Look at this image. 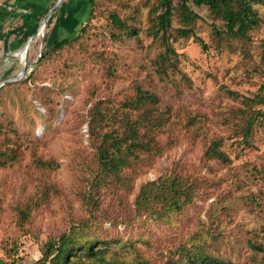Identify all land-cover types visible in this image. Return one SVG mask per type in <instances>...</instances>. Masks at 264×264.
Here are the masks:
<instances>
[{
  "label": "rangeland",
  "instance_id": "1",
  "mask_svg": "<svg viewBox=\"0 0 264 264\" xmlns=\"http://www.w3.org/2000/svg\"><path fill=\"white\" fill-rule=\"evenodd\" d=\"M58 1L29 30L20 17L0 21V152L16 157L0 164V264H37L45 244L72 226L83 242L105 248L104 263L84 264H167L176 250L195 246L236 264H264V117L243 135L264 113L249 101L264 96V4L255 5L261 24L245 40L217 37L208 8L193 5L201 20L188 38L173 33L176 66L161 77L155 62L165 46L151 29L156 0H97L92 15L89 0H64L39 31ZM111 13L138 35L119 36ZM172 24L181 27L177 15ZM37 30L24 59L17 52ZM65 38L71 43L51 50ZM27 56L26 75L11 81ZM137 86L159 97L166 125L148 132L154 150L120 180L100 181L95 112L115 118L101 134L124 132L122 118H136L126 107ZM215 142L229 162L209 156ZM165 179L188 188L186 202L179 210L155 202L138 213L142 189Z\"/></svg>",
  "mask_w": 264,
  "mask_h": 264
},
{
  "label": "trees",
  "instance_id": "2",
  "mask_svg": "<svg viewBox=\"0 0 264 264\" xmlns=\"http://www.w3.org/2000/svg\"><path fill=\"white\" fill-rule=\"evenodd\" d=\"M97 0H89L90 14L94 12ZM264 4V0H178L177 5H174L173 0H156L152 7L153 17V34L154 37H160L165 46V52L161 53L155 65L158 66L157 73L161 77L169 75V69L176 66V51L173 48L170 38L173 33L177 37L188 38L194 34V25L201 17L196 13L192 6L207 7L210 17L213 19L211 24L212 30L217 37H230L234 39H247L249 33L261 24L259 13L255 9V5ZM177 15L181 27L174 28L172 21ZM108 19L112 27L122 34H129L136 37L138 31L133 26L129 25L124 18H121L116 13H111ZM223 22V30L217 26V21ZM84 28L81 29V31ZM69 38L56 41L51 50H61L66 45L70 44ZM205 47V46H204ZM264 58V55H263ZM249 101L264 105V96L249 99ZM160 99L155 94L148 90L137 86L135 98L127 104L129 111L136 114L135 120L130 122L129 115L122 118L125 130L122 133H114L111 130L101 134L99 131L103 128L104 122L115 120L107 112H103L102 108H97L95 114V126H91V134L100 140L97 147V179L98 180H120L121 176L131 164L141 154L151 153L156 145V142L148 137V132L158 130L166 125L163 113H160ZM169 111V110H167ZM166 113V112H165ZM257 118H252L247 123V128L244 130V139L250 136L254 122L258 118L264 117L263 112L257 113ZM112 118V119H111ZM145 129V130H143ZM16 144V143H15ZM221 144L215 142L208 151L209 156L214 157L222 162H229L228 157L219 150ZM13 155V156H12ZM15 154H12L8 149L0 152V164L4 159L13 161ZM42 165L47 168L58 169L59 164L42 160ZM181 182L174 179V182L169 183L166 179L163 183H159L155 188H143L137 203V212L142 209L150 208L155 202L170 201V206L179 210L186 202L182 201V196L188 197L189 190L181 189ZM155 184V183H154ZM150 189V190H149ZM141 207V208H140ZM25 214V212H23ZM98 240L82 241L79 236V228L71 227L70 230L64 232L58 240L49 241L44 246V251L41 259L37 264H84L85 258L93 261L105 262L106 257L103 247L98 246ZM105 247L106 245L103 244ZM259 251L262 248L254 247ZM175 258H172L167 264H236L232 261L216 257L212 254L205 253L199 246L192 250L180 248L176 250ZM175 253V251H173ZM20 259V258H16ZM13 260L10 264H15ZM109 263V262H107Z\"/></svg>",
  "mask_w": 264,
  "mask_h": 264
},
{
  "label": "crops",
  "instance_id": "3",
  "mask_svg": "<svg viewBox=\"0 0 264 264\" xmlns=\"http://www.w3.org/2000/svg\"><path fill=\"white\" fill-rule=\"evenodd\" d=\"M76 1L79 2L80 0ZM51 2L52 0H0V21H2V18L4 19V21L7 20L9 15H12L14 19L20 17L21 20H24L25 22H27V24H29L26 26V29L29 30L31 23L37 19L36 17L43 15V12L47 10V7ZM69 14L70 13L67 14L66 11H64V16ZM6 22L8 23L9 19ZM37 32L38 30L36 31V33ZM28 41L25 43L23 48L17 52V54H20L24 51L26 45L28 44ZM14 45L15 43L12 44V46Z\"/></svg>",
  "mask_w": 264,
  "mask_h": 264
},
{
  "label": "water",
  "instance_id": "4",
  "mask_svg": "<svg viewBox=\"0 0 264 264\" xmlns=\"http://www.w3.org/2000/svg\"><path fill=\"white\" fill-rule=\"evenodd\" d=\"M64 0H59L58 3L50 10V12L47 14V16L44 18V21H48L51 14L57 9V7H59L61 5V3L63 2ZM36 35L37 33H34V35L31 36V38L29 39L28 41V44H27V47L30 46V43L33 42L36 38ZM28 56H27V60H26V63H24V66L22 68V71L18 74V76L14 79H12L11 81H18V80H21L27 73L28 71Z\"/></svg>",
  "mask_w": 264,
  "mask_h": 264
},
{
  "label": "bare ground",
  "instance_id": "5",
  "mask_svg": "<svg viewBox=\"0 0 264 264\" xmlns=\"http://www.w3.org/2000/svg\"><path fill=\"white\" fill-rule=\"evenodd\" d=\"M46 22H47V21H44V20H43V22L41 23V25H40V27H39L38 30H41V29L45 26ZM38 32H39V31H38ZM38 32H37V34H38ZM31 43H32V42H31ZM31 43H30V46H31ZM30 46L27 47V45H26V48L24 49V59L26 58L27 51H28V49L30 48ZM25 63H26V62H25Z\"/></svg>",
  "mask_w": 264,
  "mask_h": 264
}]
</instances>
